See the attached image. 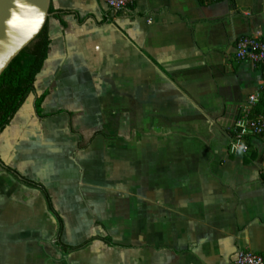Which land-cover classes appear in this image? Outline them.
<instances>
[{"label": "crops", "instance_id": "crops-1", "mask_svg": "<svg viewBox=\"0 0 264 264\" xmlns=\"http://www.w3.org/2000/svg\"><path fill=\"white\" fill-rule=\"evenodd\" d=\"M47 23L35 91L0 134V264H233L239 249L264 252V135L249 163L233 141L264 83L258 65L235 59L234 40L264 35V0H137L120 12L51 0ZM44 93L54 115L41 118ZM107 107L132 122L124 133L103 128ZM50 156L55 176L34 174ZM1 164L45 186L64 244L97 239L60 250L43 193ZM105 164L125 174L124 223L68 220L65 205L87 193L78 172Z\"/></svg>", "mask_w": 264, "mask_h": 264}, {"label": "trees", "instance_id": "trees-1", "mask_svg": "<svg viewBox=\"0 0 264 264\" xmlns=\"http://www.w3.org/2000/svg\"><path fill=\"white\" fill-rule=\"evenodd\" d=\"M202 1V0H199ZM51 39L49 36L48 23L45 24L41 32L37 37L24 49L21 53L16 56L13 61L9 64L6 70L0 76V134L9 126L19 109L22 107L27 97L35 91V85L37 77L44 67L45 61L48 58L50 49ZM46 97V93L37 97L35 101V107L38 116L41 118L49 117L54 114H47L43 109V101ZM264 109V104L259 105L251 116L259 114ZM239 128H243L241 123H238ZM234 136V134H233ZM246 140L251 142L252 135L247 134ZM255 152L248 155H244V161L249 163L255 158ZM1 163V161H0ZM4 169L17 178L23 183L33 188L39 189L45 196L49 211L55 217L58 223V232L56 238V246L63 252H70L77 249H81L90 244L97 237L90 238L86 242L78 246H69L62 242L63 232V220L60 214L54 207L51 196L49 195L45 186L41 183L29 180L19 175V173L9 166L1 164ZM261 179L264 181V169L261 173ZM102 239L109 246H119L110 237H103Z\"/></svg>", "mask_w": 264, "mask_h": 264}, {"label": "rangeland", "instance_id": "rangeland-1", "mask_svg": "<svg viewBox=\"0 0 264 264\" xmlns=\"http://www.w3.org/2000/svg\"><path fill=\"white\" fill-rule=\"evenodd\" d=\"M120 111L115 112L114 109L103 108L102 109V126L107 132H121L124 133L129 124L124 116L119 115ZM134 124H137L135 121ZM126 136V135H125ZM105 162L108 163V158H105ZM42 163L35 165V173L41 175L44 178H52L55 176V170L57 165V157L55 160L53 157L38 158ZM54 162V163H53ZM110 166L105 164L102 166L101 173L98 169L94 168V172H85L80 170L78 172V178L80 180V188L87 189L86 196L80 197L79 201L64 209L66 217L70 221L80 220L83 224L87 225L92 223L93 218L96 216L105 217V221L124 223L126 215V179L124 173H119L118 176L114 175L110 171ZM112 173V174H111ZM112 179H111V178ZM140 204V203H139ZM123 238L125 230L123 229Z\"/></svg>", "mask_w": 264, "mask_h": 264}, {"label": "built area", "instance_id": "built-area-1", "mask_svg": "<svg viewBox=\"0 0 264 264\" xmlns=\"http://www.w3.org/2000/svg\"><path fill=\"white\" fill-rule=\"evenodd\" d=\"M137 0H105L107 6L114 12H120L136 3ZM218 2L220 0H204ZM235 59L237 61H250L261 69L264 81V35L252 33L239 36L234 40ZM264 104V83L259 91L249 96L248 103L243 110L241 119L234 128V144L241 155H248L252 150V143L247 141V134L255 136L264 135V109L259 114L251 116L255 109ZM238 123L243 125L239 128ZM233 264H264V252H253L239 249L233 256Z\"/></svg>", "mask_w": 264, "mask_h": 264}, {"label": "water", "instance_id": "water-1", "mask_svg": "<svg viewBox=\"0 0 264 264\" xmlns=\"http://www.w3.org/2000/svg\"><path fill=\"white\" fill-rule=\"evenodd\" d=\"M51 0H0V76L41 32Z\"/></svg>", "mask_w": 264, "mask_h": 264}]
</instances>
